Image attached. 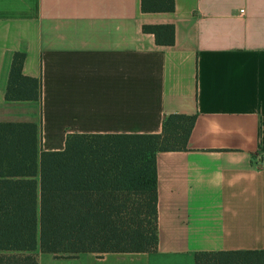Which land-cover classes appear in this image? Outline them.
Returning <instances> with one entry per match:
<instances>
[{"label": "crops", "instance_id": "0c3cea01", "mask_svg": "<svg viewBox=\"0 0 264 264\" xmlns=\"http://www.w3.org/2000/svg\"><path fill=\"white\" fill-rule=\"evenodd\" d=\"M244 10V14L241 10ZM173 24L160 45L144 25ZM42 101L5 99L12 58ZM196 114L186 150L157 153L151 252L40 253L39 264H195L198 252L264 249V0H0V121L40 124L43 150L70 133H160Z\"/></svg>", "mask_w": 264, "mask_h": 264}, {"label": "trees", "instance_id": "16d2710c", "mask_svg": "<svg viewBox=\"0 0 264 264\" xmlns=\"http://www.w3.org/2000/svg\"><path fill=\"white\" fill-rule=\"evenodd\" d=\"M170 12L175 0H141ZM160 45L173 24L144 25ZM13 55L5 99L41 102L42 79ZM197 115L173 113L160 133H70L43 150L40 124L0 121V264H39L40 253L151 252L159 245L157 153L186 150ZM195 264H264V249L198 252Z\"/></svg>", "mask_w": 264, "mask_h": 264}, {"label": "built area", "instance_id": "2783aa9c", "mask_svg": "<svg viewBox=\"0 0 264 264\" xmlns=\"http://www.w3.org/2000/svg\"><path fill=\"white\" fill-rule=\"evenodd\" d=\"M244 12H245V11L242 9V10H241V13L244 14Z\"/></svg>", "mask_w": 264, "mask_h": 264}]
</instances>
